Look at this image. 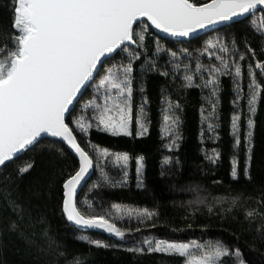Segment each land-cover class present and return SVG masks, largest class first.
Wrapping results in <instances>:
<instances>
[{"label":"snow or ice","instance_id":"obj_1","mask_svg":"<svg viewBox=\"0 0 264 264\" xmlns=\"http://www.w3.org/2000/svg\"><path fill=\"white\" fill-rule=\"evenodd\" d=\"M5 8L11 24L0 30V252L6 248V238L14 237L29 253L38 258L47 256L44 264H86V255H69L53 239L46 215L33 207V198L43 197L45 192L29 189L27 198L20 192L19 182L35 171L32 156L45 145L57 156L71 153L75 157L74 163L66 164L46 185L47 193L55 195L59 183L60 211L72 226L81 232L103 230L120 240L142 229L118 227L117 219L135 217L138 224L151 220L150 227H156V210L121 211L117 203L110 204V209L118 210L119 215L102 206L99 213L95 211L94 202L102 190L127 187L131 157L89 138L93 130L113 137L149 134L147 83L152 74L173 84L179 81L181 92L201 91L202 144L206 139L213 143L220 139L221 95L225 78L230 81L233 149L239 150L243 130L246 155L241 168L234 151L230 175L235 182L256 183L252 159L256 116L264 101V59L259 58L264 56V0H7ZM240 25L258 37L259 52L247 36L243 41L214 36L197 49L176 48L202 39L200 33L208 29ZM149 28L165 34H151V55L146 44ZM164 38L171 41V47L161 43ZM159 111L165 148L173 153L163 158V175L165 167L171 171L179 164L174 153L183 141L184 103L179 95L162 89ZM78 137L85 138L84 145ZM203 154L212 166L221 158L218 148H205ZM22 159L14 175L9 173L8 169ZM136 164L139 188L143 187L145 157L138 155ZM241 196L233 197L223 211L242 207ZM245 199L256 201L255 207L244 208V215L250 223L259 221L256 230L264 240V187L258 197ZM226 200L218 198L217 202L224 204ZM213 208L209 205L207 211L211 213ZM78 239L96 248L122 247L84 234ZM125 250L179 257L181 264H264L246 259L241 247L224 241L180 242L144 236Z\"/></svg>","mask_w":264,"mask_h":264},{"label":"trees","instance_id":"obj_2","mask_svg":"<svg viewBox=\"0 0 264 264\" xmlns=\"http://www.w3.org/2000/svg\"><path fill=\"white\" fill-rule=\"evenodd\" d=\"M202 3L204 0H198ZM7 0H0V30L10 28V16L5 5ZM259 16V14H258ZM258 18V17H257ZM150 35L146 44L151 55L153 44V30L149 28ZM155 34V33H154ZM155 36L159 37L155 34ZM214 36L225 38L235 37L243 41L245 37L250 40L252 46L259 52L260 41L258 37L243 25L230 29L224 27L205 34L200 40H193L189 44L176 45V48L189 47L197 49L203 46L207 39ZM161 43L171 47V41L162 39ZM259 58L264 59V56ZM121 59L117 57L116 60ZM116 61H113L115 63ZM139 63V62H138ZM110 66V65H106ZM245 82H247L245 80ZM148 96L151 101V126L149 134L145 137H113L109 134L93 130L90 139L102 147H107L113 152H128L131 159L128 167L127 187L106 188L101 191L94 204L95 211L100 212L101 206L105 210L115 213L110 209V204H120L128 208H148L159 212L155 220L156 227H150L153 221L146 224H138L135 217L130 220L117 219L118 227L135 228L139 226L141 232H133L120 240L103 230L79 231L70 225L61 214L59 207V183L54 188L55 195L47 193L46 185L50 177L56 176L68 163H74L75 157L71 153L67 157L57 156L55 150H49L48 146L38 148L35 156L31 153L35 163V171L19 182L21 194L27 198L29 189L33 192L37 188L45 192L43 197H34L33 207L43 212L48 221L50 235L67 249L69 255L84 254L87 257L86 264H181L182 258L164 256L157 253L137 255L126 251L142 240L144 236L163 238L168 240L188 242L197 241L201 243L224 241L229 245L241 247L246 259H256L264 262V240L260 239L257 233V223H250L245 219L244 208L256 206L255 200H246L248 196L258 197L264 187V101L256 116L255 146L253 149L252 172L256 177V183H247L243 179L235 182L231 178V158L234 151L238 156L241 168L244 166L245 143L244 132L241 131V145L239 150L233 149V137L230 129V118L233 112L232 86L225 78L224 91L221 95L220 105V126L218 142L200 140L201 119L200 107L204 103L199 89H191L181 92L180 82L173 84L165 78L152 74L147 83ZM168 89L174 96L179 95L184 103L183 116V141L178 151L174 153L179 158V164L174 165L169 171L163 169L162 161L165 156L173 155L165 148L167 140L161 135L160 101L161 90ZM91 90L84 99H88ZM243 124V121H242ZM135 124L133 130L135 131ZM84 145L85 138L78 137ZM218 148L221 152L219 163L215 166L209 165L204 158L203 149ZM145 157V169L143 174V187L136 186V157ZM71 157V158H69ZM27 159V157H24ZM23 164V159L16 161L8 169L9 173H15V169ZM114 174L119 173L113 170ZM96 177H93L95 180ZM220 183H213V181ZM241 194H243L241 196ZM95 195V193H92ZM241 196L242 207L233 209L231 212L223 211L229 207L233 197ZM218 198H227L224 204L217 202ZM204 200V203L198 201ZM213 205V212L209 213L207 208ZM198 209V210H196ZM117 215V214H116ZM191 225V227H189ZM173 229H177L173 231ZM89 235L92 238L100 239L110 244H120L122 247L96 248L78 239L81 235ZM47 256L37 257L24 248L21 241L14 237L6 238V248L0 252V264H44Z\"/></svg>","mask_w":264,"mask_h":264},{"label":"water","instance_id":"obj_3","mask_svg":"<svg viewBox=\"0 0 264 264\" xmlns=\"http://www.w3.org/2000/svg\"><path fill=\"white\" fill-rule=\"evenodd\" d=\"M223 27H224V26H218V29H221V28H223ZM151 29H152L153 32H154L156 35H158L159 37H164L165 34H163V33H159L158 30H154L153 28H151ZM213 31H216V30L208 29L206 33H205V32H201V33H200V36H203V35H205V34L211 33V32H213ZM164 39H167V38H164ZM168 40H169V39H168ZM68 223L71 225L70 222H68ZM74 227H75V226H74ZM76 228H77V227H76Z\"/></svg>","mask_w":264,"mask_h":264},{"label":"rangeland","instance_id":"obj_4","mask_svg":"<svg viewBox=\"0 0 264 264\" xmlns=\"http://www.w3.org/2000/svg\"><path fill=\"white\" fill-rule=\"evenodd\" d=\"M125 209H128V207H121V211H123V210H125ZM115 211V213L117 214V215H119L120 213L118 212V210H114ZM115 237V236H114ZM117 238V237H116ZM119 239V238H118ZM201 243V242H200ZM205 243H207V242H205Z\"/></svg>","mask_w":264,"mask_h":264}]
</instances>
